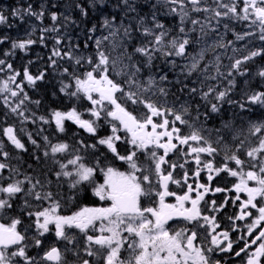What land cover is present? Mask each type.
I'll list each match as a JSON object with an SVG mask.
<instances>
[{
	"label": "snow or ice",
	"instance_id": "obj_1",
	"mask_svg": "<svg viewBox=\"0 0 264 264\" xmlns=\"http://www.w3.org/2000/svg\"><path fill=\"white\" fill-rule=\"evenodd\" d=\"M150 2V0H148ZM216 7L208 5L207 0H157V4L163 3L179 5V8L172 7L169 9L170 13L179 16V28L178 34L173 36L171 40L166 42L165 38L169 36L170 30L165 28V25L157 19L155 11L151 12V26H148V14L143 16L133 17L136 21L137 30H141V34L145 37H154L149 40L147 44L137 47L136 53L141 54L146 58L145 67L151 68L154 54L159 53L166 60L171 57H181L188 60L183 66H181L180 73L177 74L175 81L176 85H180L179 93L184 94L187 92L189 97H194L196 93L200 92V98L210 105V108L203 113L204 120L207 121L211 114L219 113L221 111V104L227 102L229 105L239 103V107L244 110L246 104L244 102L233 101L228 99L229 94L232 92L235 86V80H228V87L223 90H217V85H209L207 91H203L206 81L218 80L224 76L221 72L220 56H215V63L209 61L203 68L200 67L201 61L205 59V53L211 48L213 51L215 48H226L228 45L233 44V41H227L222 43L223 37L220 40L214 41V45L201 48L199 52L189 55L186 52V48L192 43L191 35L198 33L197 43L205 39L210 32L218 31V26L222 19L228 18L236 21H249L251 20L253 25H256L260 29L259 39L264 41V0H243V7L238 8L237 0H231V3H224L223 0H213ZM104 4L105 0H89V5L95 7V5ZM189 5L191 7H189ZM117 7L124 9V15L128 13L137 12L136 0H119ZM156 4H152V9L156 8ZM77 8H80L81 14L87 15V12L80 4H76ZM223 9V11H221ZM205 13L203 20L199 18H191L192 13ZM27 14L36 17L37 20H42L44 16L43 5L41 11L35 12L32 10V6L29 5L26 9H13L11 11L12 16H20ZM69 18L65 17L67 21ZM51 20L57 21L58 14L51 13ZM215 20L216 24L213 25L212 21ZM7 21V17L0 13V24H4ZM191 23V28H186L187 22ZM198 26V27H197ZM224 29L231 31L229 25L225 23ZM102 27L109 30L108 36L98 38L96 40L97 45V62L93 63V58H87V66L91 68L90 71L83 73V76L76 75L74 72L69 73L65 68L63 71L66 74L72 76L75 80L76 90L70 91L69 85L64 84L61 88V92H65L70 97H79L82 93L89 101H91L92 107L88 109L91 116L95 119L87 120L83 119L82 115L75 107L68 111L53 110L51 112V120L55 122L56 129L59 132L65 131V121L70 120L79 125L80 128L86 130L88 133L95 134L97 132V122L101 119L102 112L106 113L104 117H111L113 120L119 121V125L128 133H130V139L125 142L131 146L127 155H121L116 147V142L121 140V137L117 134L119 128L113 124L111 128V134L98 140V144L105 145L107 149L113 154L115 159L123 161L129 167V171H118L114 167H107L102 169L104 172V183L94 187L93 194L98 196L101 200H110V207L102 208H81L78 212L73 213L71 216H62L57 213V209L60 207L58 201L54 199V193L45 190L50 181L41 182L40 179L33 180V177L28 174H24V178L14 179L9 177L12 181L7 184H0V213L11 210L13 207L12 201L19 195L23 199L24 208L30 207V200L35 201H48L50 206L44 208L42 211H36L35 213L29 212V215H35L36 228L38 235L42 236L48 232L49 225L55 226V236L58 239L66 240L68 243H74V237L69 236L66 233V228L79 229L81 233L86 236L84 253L88 257L102 259L103 264H221L220 260H214L216 250L221 253H227L232 249L233 242L229 239L228 231L217 232L218 225L214 216L203 215L200 204L204 200L205 193L211 191L209 187L203 184H197V189H203V191H197L195 199H192L189 193L194 191L191 185L188 186V192L183 196L176 197V204H166L164 197L175 195L168 191L169 182L179 184V180L173 178V172L168 171L165 174L164 165L168 164L165 157L168 153L177 149L179 145H187L188 152L195 155L197 165H201L200 158L201 153H207L213 155L218 152L217 147H213V141L203 133L208 130L200 124L201 113L199 111L200 106H196V116L191 117V105L185 101L177 108L175 105L177 100L173 101V106L168 107V96L170 89L162 85L166 83H172L169 81L167 74H162L159 79L155 75H149L146 81H141L139 75L141 68L136 64H126L121 69L118 75H126L127 79L125 84L128 86V90L125 91L123 85L114 82L109 78V56L105 51L101 50L104 41H108L110 37H115L119 33L120 28H123V36L131 37L132 28L131 25H125L123 19L119 25H116V17L111 19L104 17L102 19ZM35 30V29H34ZM159 30V31H157ZM53 31L58 32V28L52 27L50 29H43L42 32ZM90 32L95 31V25ZM32 33H28V37L25 40H18L12 42V49L24 50L28 45L35 43L31 37ZM236 40H244L245 37L252 35L250 32H245L242 35L237 33ZM6 39V38H5ZM44 37L41 36V42ZM61 44V39L56 38V45ZM87 46V45H85ZM116 45L114 44L113 47ZM78 47V46H77ZM238 49L233 48V52ZM264 49L251 51L249 55H245L240 59H236L229 67L227 76L234 77V74L244 76L248 72L247 68L242 70V65L251 60L253 57L261 55ZM9 53H5L8 55ZM54 57H68V59L75 60L76 65L85 63L83 56L74 57L73 51L70 49L67 52H61L58 47H54L52 51ZM127 59L132 60V56L128 55ZM53 67L56 65V60L50 57ZM31 63V62H30ZM6 61L0 59V66H4ZM9 70H12V65H6ZM117 66V60H112L111 67L115 69ZM171 67L174 70L177 65L174 60L171 61ZM214 68V74L209 75V68ZM4 68L0 67V72H3ZM198 73L203 79L199 80L200 88L192 87L188 88L185 80L189 79L193 74ZM261 78H264V68L260 69L257 73ZM19 73L13 72L6 80L0 81V97H2L3 104L10 109V111L23 119H28L25 115L26 102L40 104L39 100L31 101L26 92L23 91L22 83H16ZM44 73L41 72L37 76H33L25 67L23 72L24 80L29 86H35L36 82L44 78ZM183 76L185 79H179ZM14 86V87H13ZM135 89V90H133ZM93 93L99 95V99L93 98ZM117 93H121V99L126 102H131L133 105H143L147 109L145 119H140L128 111L126 107L122 106L118 102ZM151 93L152 96L163 97V102L159 99H152V96L147 94ZM22 94V95H21ZM213 99L210 100L209 97ZM11 98H19L18 102ZM247 102L253 105L264 106V92H252L246 97ZM213 100L215 102H213ZM107 101L111 105L112 110H108L104 106V102ZM14 104V106H13ZM25 111H21V109ZM35 114L33 113V116ZM173 119L170 121L168 117ZM154 117H163L160 124L153 122ZM185 117H191L186 119ZM40 120L48 123L49 121L45 117H39ZM176 122L187 126L191 131L188 135H182L180 128L176 127ZM148 125H151V131H147ZM233 127L231 121H225L222 124V129L231 130ZM157 129H163V131H157ZM170 129V130H169ZM217 133L221 129L214 130ZM4 135L8 141L16 149H24L25 145L14 133L13 127L9 126L3 129ZM250 135L255 136L257 133L264 132V122L251 123L249 127ZM238 134L233 136V139H237ZM31 142L36 145L37 142L32 140ZM47 142L48 137H44ZM177 141L174 143L173 141ZM191 142H196V147L192 146ZM216 144L224 143L223 137L217 135ZM245 145V140H240L236 145L237 152L242 150ZM50 151L53 156L57 153H64L68 150L69 145L66 143L50 144ZM152 147L153 150L150 153L151 163L147 166L139 163L138 151L144 150L145 152ZM39 147V145H37ZM84 147L96 148V144L85 145ZM155 149H162L163 154L159 155ZM230 151L227 144H225V163L223 167H214L211 161L203 164V167L208 169L210 175L208 180L211 181L213 176L211 173H220L227 171L230 176L239 177V182L234 185L237 193L244 192L247 194V199L240 204L241 211L237 215L235 220H243L245 217L251 216L248 208L258 210V215L252 219V223L247 226L248 233H252V230L264 222V206L257 204V197L264 199V136L259 138L257 146L250 147L246 151L248 160H242L237 152ZM48 152L45 151L44 156H48ZM0 155L5 158L9 156V153L3 151L2 144H0ZM39 159V157H37ZM82 157L77 155L73 159L68 160V165H73L72 172L67 171L66 164H60L61 172H57V177L63 175L64 177L76 178L72 180L70 184L71 189H76L78 186L85 184H92L94 173L100 165L98 159L95 166H87L82 163ZM228 161H232L237 165V169H232L228 166ZM248 163L250 169L245 172L244 165ZM183 168L184 165H177L173 163L172 169ZM9 165L0 162V170L8 168ZM258 169V170H256ZM12 172L16 175H20L18 169H12ZM200 168H197L195 175H199ZM140 173V176H137ZM155 175L158 186L163 189L157 192L159 196V207L141 208L139 204V197L142 195H148L149 192L145 191L144 184L148 185L149 190H154L152 175ZM187 178V172H185V180ZM255 181L254 187H250L248 182ZM27 185V187H25ZM216 192L222 191L220 188L215 189ZM239 200V196L236 197ZM191 203V208L185 207V202ZM235 203V201H233ZM223 207V205H221ZM215 206V201L212 202V211H218ZM150 213L154 219H149L145 215ZM174 216H181L188 222H199L201 219L204 221L200 227L207 226L210 231V241L207 246L203 244H196L198 239V232L196 230H189L182 228L179 231H169L166 227L169 220ZM42 221V222H41ZM106 221V224L102 223L100 228L101 235L93 236L88 235V229L94 225V222ZM20 223L19 219H13L10 225L0 224V264H41L42 261L50 262V264H67L65 259V253L71 251L65 249L62 252L55 246L46 250L42 257L39 259L30 257L27 254L29 245L25 243L26 236L17 231V225ZM126 232L128 235L124 236L122 233ZM35 246L40 247L42 241L38 237H33ZM222 239L226 241V245L222 244ZM258 246L254 251L247 255L246 264H262V258H264V228L259 230V236L256 239L251 240V244H257ZM127 244V249L131 252V259L127 261L120 260L121 249ZM10 246H15V250H10ZM98 246V247H94ZM249 248V242H245L244 248H241L239 252H236V256H240L242 252H245ZM106 252V255H101ZM74 255L79 259V252H74ZM81 264H90L89 259H83Z\"/></svg>",
	"mask_w": 264,
	"mask_h": 264
},
{
	"label": "flooded vegetation",
	"instance_id": "obj_2",
	"mask_svg": "<svg viewBox=\"0 0 264 264\" xmlns=\"http://www.w3.org/2000/svg\"><path fill=\"white\" fill-rule=\"evenodd\" d=\"M5 2V3H4ZM224 3H231V0H223ZM119 3V0H105L104 4L97 3L95 7H91L89 5V0H0V9L4 12V6L6 5V17L7 21L4 24H0V47H3L6 53V45L10 43L11 41H18V40H25L28 37V33H32L31 39L35 42H41V36L44 37L43 42H55L56 38H60L61 42H84L86 40H89L90 36L94 35V31L90 32L89 29H92L95 25V28L99 29L97 24H100L99 15L97 16L94 13V10L102 5L100 9L104 10L105 16L111 18L112 16L116 17V25H119L121 22V19H123V23L125 25H131L132 33L131 37H124L123 36V28H120L119 33L117 36H115L119 41V50L122 54L131 55L133 58H135L139 65H141L142 60L146 59L141 54L136 53L135 49L137 47L143 46L148 43L149 40H152L154 37H145L141 34V30H137L136 28V21L133 19V17L143 16L145 14H148V26H151V12L155 11L157 14V19L159 22L163 23L165 25L166 29L170 30L169 36L165 38L166 42L168 40H171L173 36H176L178 34V28H179V16L170 13L169 9L172 7L179 8V5H173V4H163L159 3L157 4V0H136L137 5V12L128 13L127 15H124V9L122 7H117L116 5ZM208 5L212 7H216L213 0H207ZM76 4H80L82 8L85 9L87 12V15L81 14L80 8L76 7ZM152 4H156V8L152 9ZM238 8L241 7L243 4V0H237ZM13 5V6H12ZM29 5L32 6V10L35 12L41 11V6L43 5V11L44 16L42 20H37L34 24L33 29H30L31 23L28 19V15L24 14L23 18H19L18 20L11 16V11L13 9H26ZM16 6V7H15ZM189 7H191L189 5ZM112 9H115L114 15L112 14ZM90 11L93 12L95 15V18L90 17ZM223 11V9H221ZM57 13L58 14V20L52 21L51 20V13ZM205 13H192L191 18H199L201 20L204 19ZM65 17H68L69 19L66 21ZM76 19V23L70 22ZM213 25L216 24V21H212ZM227 23L228 25H231V22H229L227 19L221 20L219 26L223 28L224 24ZM16 27V28H15ZM23 27V29H22ZM52 27L58 28V32L53 31H46L42 32L43 29H50ZM186 28H191L192 25L189 22L185 24ZM198 27V26H197ZM35 29V30H34ZM238 29V27H236ZM6 31V32H5ZM159 31V30H157ZM234 31V30H233ZM233 31H227L224 36L222 43H227V41H235L234 39V33ZM3 33V34H2ZM215 32H210L209 36L213 35ZM260 30L255 31V36H258L259 38ZM197 35L198 33H193L191 35L192 43L188 46V50L186 52L191 55L194 50L197 43ZM7 36V37H6ZM206 37V38H207ZM6 38V39H5ZM76 39V40H75ZM261 40L258 39L257 42H260ZM200 42V41H199ZM91 43V40L88 42ZM232 45V44H231ZM231 45H228L229 51H227L226 54L222 53L223 56L220 59L221 69H223V66L225 65L226 61L234 60V59H240L245 55H249L251 51H257L264 49V42L261 45H252L247 47L244 51H240V55H234L233 50L230 49ZM218 49V48H215ZM15 51L14 55L6 56L5 54H0V59H3L6 61V63H9L12 65V67L17 69V64L15 62V59L20 54V49H12ZM224 50V48H223ZM217 51L208 50V56L215 54ZM155 58L162 57L159 53L154 54ZM164 58V57H163ZM176 60V65L181 66L182 61L185 59H182L181 57H171ZM168 58V59H171ZM6 65V64H5ZM4 65V66H5ZM160 65V64H159ZM243 65L248 69V72L245 73L250 76L251 69L255 66H264V53L262 52L261 55L253 57L251 60L245 62ZM247 65V66H246ZM163 69H167L166 64L163 62L161 64ZM2 67V66H0ZM220 69V70H221ZM229 68L227 69L225 75H227ZM249 85V84H248ZM224 87H222L223 89ZM240 88H246L243 85H240ZM249 89V88H246ZM74 91V90H72ZM164 99V98H163ZM168 101H174L177 100V98L168 97ZM197 98L192 99V103L195 104V101ZM178 99V103H179ZM243 102L246 105H249L247 102V99H244ZM169 104V103H168ZM167 104V105H168ZM226 104V102H225ZM229 105V104H226ZM74 106L70 107L73 108ZM77 111H79L82 116L85 115L84 110L86 107H75ZM193 108V105H191V109ZM143 110L146 112V109L143 108ZM1 113V111H0ZM3 113V112H2ZM195 110H191V117H195L196 115ZM135 115L134 113H132ZM5 115V113H3ZM6 116V115H5ZM140 119H145L146 115L141 116L140 114L135 115ZM191 117H185L186 119H191ZM220 118H217V124L213 126V131L216 129H221V134L223 137H228L231 135V130H224L222 129V125L219 124ZM6 119L3 118L2 121ZM168 119L171 121L173 118L171 116L168 117ZM163 120V117H154L153 122L156 124H160ZM102 118L99 120V123H101ZM68 126L72 125V127H77L78 129L82 130L79 126H77L73 121L67 120ZM201 123V122H200ZM176 127L180 128L182 135H188L190 133V129L180 124L179 122H176ZM211 128V126H208ZM122 128V127H121ZM101 129V126L99 127V130ZM170 130V129H169ZM147 131H151V125H148ZM157 131H163V129H157ZM217 134V132H213V134ZM35 136H40L39 132H34ZM118 135L121 137V140L116 142V147L121 155H127L128 151L131 149V146L127 144L125 141L127 139H130V133L126 132L123 128L120 132H118ZM6 136L4 135V132H0V139H5ZM63 140V139H62ZM240 140H245L243 136H239L235 142V144H239ZM53 143H57L56 140L52 141ZM174 143H177V141H173ZM193 147L199 146L196 144V142H191ZM0 144H3V141L0 140ZM41 141H37V144L34 145L32 151H28L24 155L16 156L17 158L14 160L13 164H10L6 158L3 155H0V162H3L7 165H9L8 168L0 170V184H7L12 182L9 177H16L14 179H23L24 174L31 175L33 177V180L40 179L41 182L50 181L51 183L47 185L46 189L47 191H51L54 193V199L59 202L60 207L57 209V213L62 216H71L73 213L78 212L81 208L89 207V208H102V207H110L111 201L110 200H101L98 196H95L93 194V189L95 186L99 184L104 183V172L102 169H106L107 167L111 166L116 168L118 171L127 172L129 171V167L126 163L123 161L115 159L113 154L107 150V147L104 145L103 151H99L96 148L94 151V157L92 159H84L82 156L83 153L80 151H75V156L79 155L82 157V163L86 164L87 166H95L97 160H100V165L97 167L94 177H93V183L92 184H85L78 186L76 189H71L70 184L72 181H69L66 185H63L62 189L64 190L61 192L62 198H59L60 195V187L59 180L56 175L58 170V163H55L54 157L50 155V168H43V173H39L34 169L36 162L39 159H43L44 152L37 149V145H40ZM93 144H97L95 141ZM234 143L228 145L230 151L228 154L230 155L232 152H237L236 145L233 147ZM3 147V151H6V147ZM73 148H77L72 144ZM213 147H217L218 152L213 155H208L207 153H201V165H197L195 160V155L188 152V146L187 145H179L177 149H174L172 152L168 153V155L165 157V159L168 161L167 165H164L165 174H167L168 171L173 172V178L175 180H179L180 183H172L169 182L168 184V191L171 193H175V195L165 196L164 200L166 204H176V197L177 196H183L186 192H188V186L191 185L194 189L189 195L192 199H195L196 192L197 191H203V189H197L196 185L203 184L210 189L211 191L205 193L204 200L201 201L200 208L203 215H209L214 216L216 218V223L218 225V228L216 229L217 232H223L228 231L229 233V239L233 242L232 249L227 253H221L218 249L215 252V255L213 256L214 260H220L221 264H246L247 255L254 251L255 248L258 246L259 242L257 244H251V240L256 239L259 236V230L261 228H264V222H262L260 225H257L256 228L252 230V233H248L247 226L252 223V219L255 218L258 215V210L253 209L251 207L248 208V211L251 213V216L245 217L243 220H235L230 218H235L237 215H239L241 208L240 204L242 201L247 199V194L244 192L237 193L234 185L239 182V177H233L230 176L227 171H222L220 173H211L213 178L211 181L208 180V176L210 175L208 169L203 167V164L211 161L216 168L223 167L225 163V143L216 144L213 142ZM124 150V153L121 150ZM153 150V148L150 146L149 149L145 152L144 150L138 151V160L139 163L142 165L147 166L151 163L150 161V153ZM159 155L163 154L162 149H155ZM26 151V150H24ZM41 151V152H40ZM238 154V152H237ZM57 157V154H55ZM39 157V159H37ZM239 157L242 160L247 161V157L245 154L239 155ZM31 162V163H30ZM173 163H176L177 165L183 164L184 167L180 168L177 166V168L172 169L171 165ZM228 166L232 169H237V165H235L234 162L228 161ZM200 168L199 175H195L197 172V168ZM18 169L20 175H16L13 172H10L12 169ZM34 169V171H33ZM67 169L71 172L74 169L73 165H68ZM250 169V165L246 163L244 165V171L247 172ZM27 170V171H26ZM30 170V171H29ZM49 170V171H48ZM47 171V172H45ZM185 172H187V178L185 180ZM137 176H140V173H137ZM71 178H75V176H72ZM156 176L152 175V182L154 186V190H149L148 185L144 184L143 187L145 188L146 192H149L148 195H142L139 197V204L141 208H148V207H159V196L156 194L159 191H162V189L158 186L156 183ZM250 187H254L255 181H249L248 182ZM27 187V185L25 186ZM220 188L222 191L216 192L215 189ZM239 196V200H236V197ZM215 201V206L218 208V211H212V202ZM235 201V203H233ZM257 204L259 206H264V199L257 197ZM13 207L11 210L5 211L3 213H0V224H3L5 226L10 225L13 219H19L20 223L17 225V231L21 234L26 236L25 243L29 245L27 249V254L30 257H34L39 259L43 256L44 252L48 250L50 247L55 246L58 249H60L62 252H64L65 249H70L71 251H68L65 253V259L67 261V264H81L83 259H89L90 264H103V260L93 257H88L83 249L85 247V241L86 236L84 233H81L79 229L76 228H66V233L69 236L74 237V243H68L66 240L58 239L55 236V226L49 225V231L44 233L42 236L38 235V230L36 228L35 222L30 221L32 218L36 220L35 215H29V212L35 213L36 211H42L44 208H47L50 206L48 201H35L30 200V207L24 208L23 206V199L18 195L13 201H12ZM223 205V207H221ZM185 207L191 208V203L189 201L185 202ZM147 218L154 219L150 213L145 214ZM25 216L29 219L27 220ZM28 221V222H27ZM27 222V223H26ZM102 223L106 224L107 222H101L96 221L94 222V225L88 229L87 234L88 235H101V233H97L100 228L102 227ZM204 221L201 219L198 223L197 222H188L181 216H174L171 220L168 221L166 227L169 231H179L182 228H187L189 232L191 230H196L198 232V239L195 241L196 244H203L205 246L208 245L210 241V235L209 231L210 229L205 227H200V225H203ZM122 235L127 236L128 234L126 232L122 233ZM33 237H38L42 241V245L40 247L35 246ZM249 242V248L245 250V252H242L240 256H236L235 253L239 252L241 248H244L245 242ZM222 244L226 245V241L222 239ZM98 247V246H94ZM10 250H15V246H10ZM79 252V259L74 255V252ZM101 255H106V252H103ZM131 259V252L127 249V244L121 249L120 254V260L121 261H127ZM41 264H50V262L42 261ZM262 264H264V258H262Z\"/></svg>",
	"mask_w": 264,
	"mask_h": 264
},
{
	"label": "rangeland",
	"instance_id": "obj_3",
	"mask_svg": "<svg viewBox=\"0 0 264 264\" xmlns=\"http://www.w3.org/2000/svg\"><path fill=\"white\" fill-rule=\"evenodd\" d=\"M101 7H102V5L99 8L97 7L94 10V13L97 16L99 15V19H101L100 24H97L99 29L95 28V31H94L95 34L90 36L89 40H86L82 43L70 42V41L61 42L60 45H56V41L52 42V43H50V42L46 43V51L48 52V54H46V59H50V57L51 58L54 57V56H52V51H53L54 47H58L62 53L67 52L71 49L73 51L74 57L83 56L85 58L84 64L76 65L74 59L70 60L66 56L54 57L57 60L56 61L57 66H60V69L59 68L56 69L55 72L56 73L61 72V79L62 80L64 79V76H67L70 79L69 80V88L72 87L71 89L74 91L76 90L75 80L72 78L71 75L64 73L63 70L65 68H67L69 73L74 72L76 75L83 76L84 72L91 70V68L87 66V63H86L87 58L91 57V58H93V63L97 62L98 57H97L96 40L98 38L108 36V34H109V30L102 27V19L104 17H107V16H105L106 12L104 10L100 9ZM241 7H243V4L241 5ZM4 9H5L4 12L2 9H0V13H3L6 16V12H5L6 11V5L4 6ZM114 13H115V9H112V14L114 15ZM12 17L16 18L17 20L20 18V16H12ZM107 18H109V17H107ZM111 18H109V19H111ZM28 19L31 23L30 29H33L34 24L37 21L36 17L28 15ZM225 19H227L229 22H231V25H229V28L232 29L231 31L234 30L233 33H234L235 41L231 45L230 49L231 50H233V48L238 49V51L233 52V54L235 56L240 55L241 54L240 51H244L249 46L261 45L264 42V41L257 42L259 38H257L258 36H255L254 34H255L256 30H260V29L256 25H253L251 20H249V21H236V20H232V19H228V18H225ZM70 22L76 23V19L73 21H70ZM116 22H119V21H116ZM236 27H238V29H236ZM22 29H23V27H22ZM226 32L227 31L224 29V27L221 28L220 26H218V31H216L213 35L201 40L195 46V50L192 54L199 52L201 48L208 47L209 45H214V41L220 40V37L221 36L223 37ZM245 32H250V33H252V35L245 37L244 40H236L235 34L239 33L242 35ZM260 34H258V35L260 36ZM90 40H91V43H88ZM12 42L13 41H11L10 43H8V45H6V49H9V50H6L7 51L6 53H9L6 56H11V55L15 54V51L12 50V47H11ZM43 44H44L43 42H35L31 45H28L27 48L24 50L20 49L21 50L20 54L15 59V62L17 64V69L12 67V70H9L6 66L9 63H6L5 66H2L4 68V71L0 72V81L6 80L10 75L13 74V72L19 73V75L17 76L16 83H22L23 91L28 94L31 101L37 100V98H35L34 96L35 95L38 96L41 93V89H40L41 86L38 84V81L36 82L35 86H29L27 84V82L24 80L23 72H24L25 67H27L28 71L33 76H37L43 71H45V73H48L49 69H45L42 67L43 63H42V53L40 51L41 50L40 46ZM114 44L116 45L115 47H113ZM85 45H87V46H85ZM118 46H119L118 39L116 37H110L108 41L103 42L101 50L105 51V53L109 56V69H110V71L108 73L109 78L112 79L114 82L123 85L125 88V91H127L128 86L125 84V80L127 79V76L126 75H118L117 73L121 72V69L126 64L131 63V64H136L137 66H139V65L134 60L133 57H132V60L129 61L127 59L128 55L122 54L121 51L119 50ZM33 47L36 48L35 52L31 51ZM186 50H188V47L186 48ZM209 50H212V49L209 48ZM215 51H217V52L215 54L210 55V56H208L209 55L207 53L208 51L205 53V59L203 61H201V64H200L201 68H203V66L205 64H208L209 61H212L213 63H215V56L219 55L221 58L223 56L222 53L226 54L227 51H229V49H228V47L224 48V50H223V48H218V49H215ZM24 56H26V57H24ZM182 59H185V58H182ZM112 60H117V66L115 69H112V67H111ZM172 60H174L176 63V60L174 58L166 60L163 57H159L156 59V62H153V63H157L158 61H163L167 67V69H164V71H161V70H155L154 71V70L149 69L145 66H144V68L139 66L141 68V73L139 75V79L141 81H146L149 75H155L156 78L159 79L160 75L167 74L169 81H176V79L178 78L177 74L180 73V71H181V66H183L185 63H187L188 60L185 59L184 61H182V65L177 66L174 70L171 67V61ZM235 60L236 59L226 61L225 65L223 66V69H221V72L224 73V75H225L227 69L230 67V65ZM27 62L29 64H31L33 66V68L28 67ZM144 63H146V60L144 61ZM262 68H264V66H255L254 68L251 69L250 81L256 77L257 73ZM33 72H35V73H33ZM208 74L209 75L214 74V68L210 67L208 70ZM222 78H224V76L220 77L218 80L206 81L203 91H207V88L209 85H217L218 86L217 90L218 91L222 90V87H224V85L220 83ZM179 79L184 80L185 78L183 76H180ZM200 79H203V77L200 76L198 73L193 74L189 79H187L188 80V84H187L188 88H192V87L200 88V84H199ZM162 86L167 87V83L162 85ZM133 90H135V89H133ZM175 92H176V90L173 89L172 93H171V97L173 96V94ZM81 95L83 96L82 93H81ZM92 95H93L94 99H99V95L97 93H93ZM116 95L118 98V102L121 103L122 106L127 108V105L131 104V102H126L124 99L120 98L122 95L121 93H117ZM147 95L152 96L151 93H148ZM175 95H177V94H175ZM179 95L181 96V97L180 96L178 97V99L180 101H179V103H177L175 105L177 108H179V105L181 103H184L185 101H187L190 105H193V107L195 108V111H196L197 104H193L192 99L193 98L201 99L199 91L196 93V95L194 97H189L187 92H185L184 94L180 93ZM11 99L18 102L19 98H11ZM82 99H84V98H82ZM152 99H154V100L159 99L161 102H163V97L152 96ZM209 99L212 100L213 98L210 96ZM228 99H231V97L229 96ZM86 100L89 102V104H91V101H89L87 98H86ZM168 103H169L167 105L168 107L173 106V101H168ZM226 104H228V103L226 102ZM13 106H14V104H13ZM35 106H36L35 103L26 102V108L28 111L27 110L25 111V109H23V108L21 109V111H25V115L28 117V119L25 120L22 117H19L16 114L12 113L10 111V109L3 104L2 97H0V111H3L6 115V119H4L3 121L0 120V126H1L0 132H3V129L6 127H9V126L13 127L14 133L21 140V142L24 143L25 148L24 149H16L11 144V142L8 141L7 137L5 139H0V140L3 141L2 145L4 147H6V152L9 153V156L6 158V160L10 164H13L14 160L17 158L16 156H21V154L24 155L28 151H32L34 145L31 142V140L29 139V135L32 136L34 134V132H36V131L39 132V135L41 137V139H40V141H41L40 145L41 146L39 145V147H37V149L43 151L44 153H45V151H47L49 153L47 157H45L43 155V159H39L36 162L37 164H35L34 169H37L36 171L39 173H43V171H42L43 168H50L49 161H50V155H52V153L50 151V146H49L50 144L66 143L69 145V148L66 152L57 153V157L55 155L54 156L52 155L54 157L55 163H58L57 172H61L60 164H66L68 166L67 162H68V160L73 159L75 157V153H74L75 151H80L81 153H83L82 156L84 157V159L89 160V159H92L94 157L95 149L91 148V147H84L85 145H88V144H86V143H88L87 142L88 140L91 141V140L95 139L96 142H98L99 139L110 135L111 134V128H112L113 124L118 126V128H119L118 132H120L122 129L121 126L119 125V121L113 120L111 117H107V119H105L104 117L106 116V113L102 112L101 117H103L107 121L108 126H109V132L106 136L102 137L100 135L99 127L100 126L102 127V124H100V125L98 124L97 132L95 134L88 133L86 130H80L77 127L74 128V127H72V125H70L68 137L66 139L62 140V138H64L63 134L65 133V131L59 132L56 129L55 122L53 120H51V112L53 110H59V111L66 112L71 108L67 107V109H57V108L51 107L50 105H44L43 117H45V119L49 121L48 123H45L44 121L39 119V117H41V116H39V115L33 116V113L35 114V109H34ZM104 106L109 111L112 110L111 105H109L107 101L104 102ZM141 107H144V106L139 105V109L137 111V114H140L141 116H143V115L145 116L147 114V109L145 112ZM248 107L249 106L246 105V109H244V110H247ZM90 108L86 107L87 111ZM244 110H242V111H244ZM238 112L240 114L237 118L234 116V113H226V114L222 115L220 118L219 124H221V125L225 121H231L232 122L233 129L231 130V135H229L228 137L227 136L223 137V135L218 134V133L213 134V132H216V131H213V127H211V128L208 127V126H210L209 124L203 123L201 118H200V122H201L200 124L203 125L204 128H206L208 130H212V131H205L203 134L205 136H208L210 138V140L213 142L216 141L217 135H220L221 137H223V141L225 144L230 145V144L234 143L232 145L234 147L236 145L235 142L237 139L234 140L233 136L237 135V134H238V137L243 136L245 138V145H244V148L242 150L238 151V155H241V154H245L248 148L257 146V144L259 142V138L261 136H264V132L257 133L255 136L250 135V132H249L250 124L251 123H259V122L254 121L253 118L250 117L248 112H245L244 114H243V112H240V111H238ZM194 114L196 115V113H194ZM220 114H221V112L219 113V115ZM82 118L85 119L83 116H82ZM87 120H91V118L89 117V118H87ZM66 125H67V120L65 121V129H66ZM77 126H79V125H77ZM17 128H19L18 132H17ZM219 133H221V132H219ZM94 135H97V137L94 138ZM44 137H48L47 142L44 140ZM54 140H56L57 143H55V142L53 143L52 141H54ZM72 144H74V146H76L77 148H73ZM89 145H92V144H89ZM103 147H104V145H100L98 143L96 144V149L99 151H103ZM24 150H26V151H24ZM247 159H248V157H247ZM66 170L71 172L68 169H66ZM256 170H258V169H256ZM10 172H12V170H10ZM45 172H47V171H45ZM13 178H16V177L14 176ZM74 179L71 177H64L63 175L58 177L59 185H61V187L59 189L60 194H61V192L64 191L62 189L63 185H66L69 181H72ZM25 218L27 220H29L26 216H25ZM30 221L35 222V219L32 218ZM97 233H101L100 230Z\"/></svg>",
	"mask_w": 264,
	"mask_h": 264
},
{
	"label": "trees",
	"instance_id": "obj_4",
	"mask_svg": "<svg viewBox=\"0 0 264 264\" xmlns=\"http://www.w3.org/2000/svg\"><path fill=\"white\" fill-rule=\"evenodd\" d=\"M90 17L91 18H95V15L93 14L92 11H90ZM44 44L40 46L41 48V53H42V63H43V68L45 69H49L48 73H45V71H43L44 78L42 80L38 81V84L41 86V93L37 96L35 95L34 97L37 98V100L40 101L39 105L35 106V115L34 116H43L44 112H43V107L44 105H50L53 108H57V109H67L74 106V107H87L90 108L92 107L91 104H89V102L86 100V98L84 96H82L81 94L79 95V97H70L69 95H67L65 92H61L60 88L64 85L67 84L69 85V78L67 76H64V79H61V72L56 73L55 70L56 69H60V66H57V64L55 65V67L52 66L51 64V60L50 59H46V54H48V52L46 51V43L47 42H43ZM4 48L0 47V54H4ZM32 52L36 51V48H32L31 50ZM26 57V56H24ZM54 60H56V58H52ZM157 58H154V62H156ZM57 61V60H56ZM27 66L33 68V66L31 64H29L27 62ZM245 65H242V70L246 67H244ZM247 66V65H246ZM42 69V68H41ZM35 73V72H33ZM229 79H234L235 80V86L233 87L232 92L230 93V97L232 100L234 101H238V102H243L244 99H246L247 95L251 94L252 92H264V78H261L258 74L256 75V77L254 79H252L251 81H249L250 83V87L249 89L246 88H240V85H242L241 80H242V76H240L239 74H234V77H228L226 75V77L222 78V80L220 81L221 84L224 85V88L228 87V80ZM172 83H167V88L170 89V94L169 97H171V93L172 90L175 89L176 92L173 94V98H177L180 95L178 94V89L180 88V85H176L175 81H171ZM185 83L188 84V80H185ZM72 88V87H71ZM223 88V89H224ZM199 89V88H198ZM70 90V88H69ZM204 90V88H203ZM71 91V90H70ZM177 94V95H175ZM239 96V97H238ZM84 98V99H82ZM213 102H215L213 100ZM195 104L200 106V113L201 116L200 118H202L204 120V116H202L203 113H205L206 110H208L210 108V105L206 104L204 100L202 99H197L195 101ZM239 105V103H236L234 105H226L225 102L223 104H221V114L219 115V113H213L211 114V117L206 121L208 124L215 126L216 122H217V118L221 117L222 115L228 113L229 111H234V116L237 118L239 116V107H237ZM234 108V109H233ZM136 109V105L133 106V110L135 111ZM247 111H252V118L254 120H263L264 121V106H260L258 104L253 105L250 104V106L248 107ZM3 111H1L0 113V120L2 121L3 118H6L5 115H3L2 113ZM241 112H243L241 110ZM83 117L87 118H91V120L95 119L94 117L91 116L90 112L87 111L85 115H83ZM97 124H102V127L100 129V135L102 137L106 136L109 132V128H108V124L106 122L101 121V123H99V121L97 122ZM31 127V126H30ZM19 131V128L17 129V132ZM37 132V131H36ZM69 134V126L68 123L66 125V129H65V133L63 134L64 138H67ZM32 140L40 141L41 137L40 136H35L32 135ZM63 139V138H62ZM90 140H88L87 142H89ZM34 145V144H33ZM124 153V150H121ZM59 198H62V195H59Z\"/></svg>",
	"mask_w": 264,
	"mask_h": 264
},
{
	"label": "bare ground",
	"instance_id": "obj_5",
	"mask_svg": "<svg viewBox=\"0 0 264 264\" xmlns=\"http://www.w3.org/2000/svg\"><path fill=\"white\" fill-rule=\"evenodd\" d=\"M5 3V2H4ZM13 6V5H12ZM16 7V6H15ZM6 12V11H5ZM16 28V27H15ZM6 32V31H5ZM3 34V33H2ZM7 37V36H6ZM76 40V39H75ZM12 44V43H11ZM10 48V47H9ZM6 50H9V49H6ZM12 51V50H11ZM7 52V51H6ZM11 53V52H10ZM5 54V53H4ZM239 97V96H238ZM234 109V108H233ZM28 111V110H27ZM1 127V126H0ZM18 129V128H17ZM41 146V145H40ZM41 152V151H40ZM22 155V154H21ZM31 163V162H30ZM35 165V164H34ZM27 171V170H26ZM30 171V170H29ZM34 171V169H33Z\"/></svg>",
	"mask_w": 264,
	"mask_h": 264
},
{
	"label": "water",
	"instance_id": "obj_6",
	"mask_svg": "<svg viewBox=\"0 0 264 264\" xmlns=\"http://www.w3.org/2000/svg\"><path fill=\"white\" fill-rule=\"evenodd\" d=\"M163 190V189H162Z\"/></svg>",
	"mask_w": 264,
	"mask_h": 264
}]
</instances>
